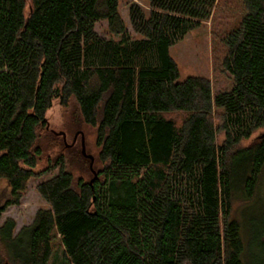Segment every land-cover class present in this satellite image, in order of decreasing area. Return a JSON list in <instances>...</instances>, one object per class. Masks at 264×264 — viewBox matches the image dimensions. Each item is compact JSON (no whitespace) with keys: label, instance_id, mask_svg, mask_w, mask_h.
Returning <instances> with one entry per match:
<instances>
[{"label":"trees","instance_id":"obj_1","mask_svg":"<svg viewBox=\"0 0 264 264\" xmlns=\"http://www.w3.org/2000/svg\"><path fill=\"white\" fill-rule=\"evenodd\" d=\"M239 1L244 17L223 39L234 87L214 97L206 78L178 82L170 48L219 0L132 5L143 40L119 0H0V219L58 169L37 186L49 209L16 235L15 220L0 225V264H48L55 237L68 264H243L231 213L235 186L251 194L264 172V136L242 145L264 128V0ZM100 21L119 39L100 37ZM56 101L96 130L100 166L82 146L89 181L63 155L39 169L42 141H65L49 128Z\"/></svg>","mask_w":264,"mask_h":264},{"label":"rangeland","instance_id":"obj_2","mask_svg":"<svg viewBox=\"0 0 264 264\" xmlns=\"http://www.w3.org/2000/svg\"><path fill=\"white\" fill-rule=\"evenodd\" d=\"M28 3L30 4V0ZM132 5L140 6L148 14L150 0H119V14L132 39L143 40L144 37L136 33L131 24ZM244 14V8L239 0H219L216 11L208 21L203 22L199 28L189 32L182 41L170 48V55L179 68L178 82H184L190 77L206 78L212 83L214 97L233 89V79L222 66L226 53L223 39L239 25ZM95 30L102 38L119 39V36L112 35L107 21L96 23ZM47 118L51 131L64 134L67 147L62 136H60L61 142L58 148H50V143L42 141L45 156L39 169L46 168L49 158L57 159L63 155L67 162H71L70 169L77 179L82 177L86 181L91 180L93 173L90 170V161L83 156L82 146H85L88 155L95 158V165L100 166L97 163L99 152L96 146V130L83 124L75 105L67 110L60 105L59 101H56L49 110ZM181 120L182 116L177 117L179 124ZM262 136H264V128L257 131L249 140L244 141L243 147L253 145ZM222 140L223 136L219 138V142ZM57 174L58 169H55L41 177L32 178L22 195L20 204L10 206L1 215L0 225L8 219L15 220L16 235L22 228L34 222L40 210L49 209L47 202L38 193L37 186ZM6 183L5 180L0 182L1 186H5ZM234 191L231 217L240 226L242 262L243 264H264V172L251 194L247 193L243 183L235 186ZM53 245V254L48 264H68L64 259L63 248L58 237L53 238Z\"/></svg>","mask_w":264,"mask_h":264},{"label":"water","instance_id":"obj_3","mask_svg":"<svg viewBox=\"0 0 264 264\" xmlns=\"http://www.w3.org/2000/svg\"><path fill=\"white\" fill-rule=\"evenodd\" d=\"M4 264H10L9 262H6V263H4Z\"/></svg>","mask_w":264,"mask_h":264}]
</instances>
